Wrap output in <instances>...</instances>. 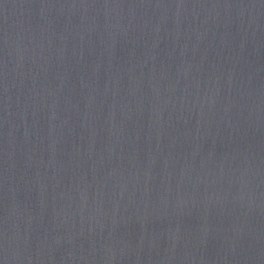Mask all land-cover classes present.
<instances>
[{
	"label": "water",
	"instance_id": "95a60500",
	"mask_svg": "<svg viewBox=\"0 0 264 264\" xmlns=\"http://www.w3.org/2000/svg\"><path fill=\"white\" fill-rule=\"evenodd\" d=\"M0 264H264V0H0Z\"/></svg>",
	"mask_w": 264,
	"mask_h": 264
}]
</instances>
